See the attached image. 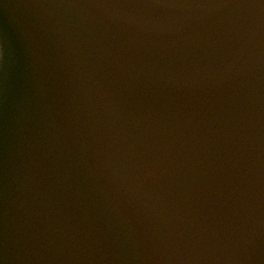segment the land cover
<instances>
[{"label":"water","instance_id":"obj_1","mask_svg":"<svg viewBox=\"0 0 264 264\" xmlns=\"http://www.w3.org/2000/svg\"><path fill=\"white\" fill-rule=\"evenodd\" d=\"M143 2L0 0V264H264V7Z\"/></svg>","mask_w":264,"mask_h":264},{"label":"snow or ice","instance_id":"obj_2","mask_svg":"<svg viewBox=\"0 0 264 264\" xmlns=\"http://www.w3.org/2000/svg\"><path fill=\"white\" fill-rule=\"evenodd\" d=\"M256 3L264 7V0H145L143 3L134 6L141 7H198V6H215V7H229L242 6L251 7ZM98 6H105L99 4ZM151 175V173H149Z\"/></svg>","mask_w":264,"mask_h":264}]
</instances>
